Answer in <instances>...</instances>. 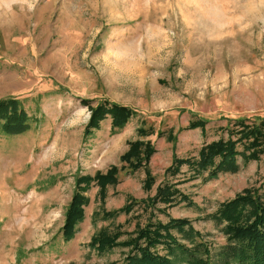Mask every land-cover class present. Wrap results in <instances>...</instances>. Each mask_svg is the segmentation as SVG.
Instances as JSON below:
<instances>
[{
  "label": "rangeland",
  "instance_id": "374dc122",
  "mask_svg": "<svg viewBox=\"0 0 264 264\" xmlns=\"http://www.w3.org/2000/svg\"><path fill=\"white\" fill-rule=\"evenodd\" d=\"M10 98L31 126L19 135L0 128V264H125L129 248L102 253L92 239L119 230L125 241L170 219L189 220L212 246V264H225L228 241L212 215L240 193L264 190V154L249 163L240 156L236 173L215 178L168 169L227 139V119L264 117V0H0V101ZM104 101L138 114L121 130L107 117L86 137ZM200 119L204 130L188 128ZM139 141L155 153L132 171L122 157ZM113 167L117 184L104 191L93 182L66 241L78 178ZM164 185L192 204L144 206Z\"/></svg>",
  "mask_w": 264,
  "mask_h": 264
},
{
  "label": "trees",
  "instance_id": "16d2710c",
  "mask_svg": "<svg viewBox=\"0 0 264 264\" xmlns=\"http://www.w3.org/2000/svg\"><path fill=\"white\" fill-rule=\"evenodd\" d=\"M137 114L130 107L104 101L92 109L85 136H91L107 117H111L114 130H121ZM227 120V139L206 144L196 158H176L168 173L175 177L186 166L196 176L208 172L211 178H215L221 172L236 173L240 168V156L245 163L260 161L264 154V117ZM206 124V120L200 119L191 122L188 128L204 130ZM30 126V117L20 100L10 98L0 101V128L3 132L19 135L27 132ZM139 132L146 136L153 134L142 127ZM240 148L243 150L239 151ZM154 153L155 148L150 141H139L133 143L122 160L132 171H136L147 165ZM118 172L113 167L107 174L78 178L76 191L65 215L63 237L66 241L74 237L78 223L84 219V208L88 204L85 193L88 188L95 182L105 191L108 185L117 184ZM154 182V177L147 169L145 188L150 190ZM260 190L251 189L236 195L232 200L222 203L212 215V219L223 226L222 232L228 241L219 253L225 264H264V190ZM133 203L119 212L129 213ZM158 203L169 206L182 203L191 205L192 201L176 185H164L153 199L143 202L144 206H156ZM176 234L182 235L181 239ZM121 237L122 232L119 230L114 234L105 232L94 237L91 245L102 253L117 247L129 248L125 264H212V246L205 241L204 235L195 231L187 219H170L165 224L149 222L129 239L120 241ZM159 248L165 253H160Z\"/></svg>",
  "mask_w": 264,
  "mask_h": 264
}]
</instances>
